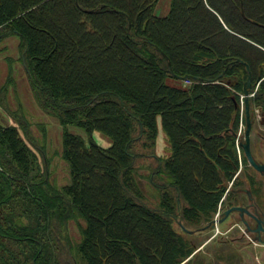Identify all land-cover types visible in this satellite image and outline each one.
<instances>
[{
	"label": "trees",
	"instance_id": "1",
	"mask_svg": "<svg viewBox=\"0 0 264 264\" xmlns=\"http://www.w3.org/2000/svg\"><path fill=\"white\" fill-rule=\"evenodd\" d=\"M158 2L0 0V42L19 38L35 99L63 128L62 159L70 174L65 186L53 184L49 160L28 124L15 113L17 125L0 119V264H179L190 249L174 223L188 227L213 219L222 179L231 181L239 166L237 94L249 74L238 61L249 65L252 77L264 76V0H172L164 18L154 14ZM178 21L190 26L177 30ZM208 28L231 44L200 43ZM173 31L191 41L167 44L162 37L173 38ZM178 48L185 49V60ZM59 59L66 63L57 64ZM110 63L131 72L150 93L118 76L102 78L99 68ZM76 73L77 80H88L65 81ZM259 97L264 103V93ZM159 118L170 143L166 159L147 153L155 149ZM70 127L83 130L88 141ZM96 133L108 147L95 142ZM188 151L201 171L182 172ZM149 159L157 168L147 176L138 162ZM145 179L158 191L154 208L145 204ZM99 189L116 206L108 216L87 201ZM193 191H200L199 204ZM134 219L162 242L145 245L119 231L121 222ZM69 221L78 223L81 242H67L71 256L62 261L56 235Z\"/></svg>",
	"mask_w": 264,
	"mask_h": 264
},
{
	"label": "rangeland",
	"instance_id": "2",
	"mask_svg": "<svg viewBox=\"0 0 264 264\" xmlns=\"http://www.w3.org/2000/svg\"><path fill=\"white\" fill-rule=\"evenodd\" d=\"M171 4H172V0H159L158 4L154 9L155 16L160 18L167 17L171 10ZM199 17L203 18V16H199ZM178 25L179 26L177 30L183 29L184 31H186V29L190 26V22L178 21ZM201 30L203 29L201 28L200 31ZM54 32L62 37V33L56 30H54ZM176 32L177 31H173V38L162 37L163 40L167 44L173 46L175 45L179 46L180 44L186 41H191V39H186V38H184L185 39L184 41L178 39L180 37V34H177ZM217 33L218 31L215 30L212 31L211 28H208L206 30L204 29V32L202 31L201 33L202 35L199 39V42L202 43L204 41H209L210 43L211 41L212 42L221 41L223 46H228L227 44H231V42L228 39L221 37L216 38ZM233 45H235V43H233ZM177 53L179 59L185 60V49L178 48ZM21 58H22V53L20 50V40L18 37L15 36L8 37L7 39L0 42V119L3 120L6 125H17V122H15V120L12 118V115L15 113L17 114V116H19L20 120L28 124L31 138L33 139L35 137V141L37 145H39L44 150L46 158L49 160V173L52 183L58 187H62L68 184L70 178L68 166L62 159L63 134H64L63 128L60 126V123L55 118L45 114L43 110L40 108L39 104L35 99V93L32 90L31 83L28 78V74L26 72V69L24 67ZM101 58L103 59L104 57L102 56L97 57V59H101ZM60 63H66V62L63 59H59L57 64ZM114 65H115L114 63H110V66L108 65L107 68L105 69L101 70V68H99V72L101 73L100 76L102 78L114 77V76L121 77L125 83H127L128 80V82H131V84L135 86L136 85L141 86L139 87V89L143 94L148 95L150 93L151 88L149 89L146 86L141 85L139 83L136 84L137 81L136 77L133 76L131 72L127 70L126 71L118 70V68L115 67ZM79 76L76 73L74 77L73 74L70 79L66 78L65 81L66 82L74 81L73 83L81 84L84 81L88 80V79L77 80ZM242 96L243 94L238 99L239 104L241 103ZM68 130L70 133L80 135L84 137L86 140L88 139L86 133L79 128L70 127ZM93 137L95 142L98 143L99 145H102L103 147L109 146L108 141L106 139H103L100 134L96 133L94 134ZM142 150H143L142 148L138 147V151H142ZM235 151L240 161L241 156H239V152H238L239 150L236 148ZM151 152L153 153V156L155 158H160V159H166L171 155L170 143L163 130L161 118L158 119V137H157L155 149L154 150L148 149L147 151L148 154H150ZM39 158L41 164L43 165L44 164L43 157L39 156ZM183 158L189 160L188 161L189 163L186 164L182 169V172L184 174H190L194 170L196 171L202 170V168L196 164L197 161L195 160V157L193 156L191 151L183 153ZM139 161L141 162L138 163H142L143 165V169L140 172L141 174L149 176L151 174V169L154 170L157 168V162L154 159L139 160ZM195 165H196L195 167L196 169L192 167ZM43 168L44 165L42 169ZM227 181L228 180L225 179V177L222 179L221 190H224V188H226ZM142 183L144 184L143 192L145 195V204L150 208L156 207L160 200L157 194L158 191L154 190L151 187L149 180L145 179L144 181H142ZM205 190L201 193L205 194L208 192L207 190L206 191ZM105 192L106 191L104 189L101 190L99 189L95 191L93 197L91 196L88 197L87 201L98 210H101V212H104L102 213L104 216L105 215L108 216L114 213L116 206L115 204L113 205L112 195L108 196L107 193ZM198 192L200 191H196V192L193 191L192 193V197L195 198V200L197 201V202L194 201L196 204H199ZM121 214L127 215V213H121ZM118 215L120 216V214ZM110 222H111V228L113 230L118 227L113 220H110ZM80 223L83 224L82 221ZM121 223H123L122 229L119 228L120 229L119 231H122L123 233L126 234H132L131 236L126 235V237L134 238L135 236H138L139 242H141L142 244L145 245L151 243L158 244L163 240L162 237L160 236H159L160 238L157 237V235L155 234L152 228L148 227V225H145L142 222H137V219H134V221H125ZM173 226L178 233L182 234V232L180 231L181 229L177 224H174ZM56 236L59 237V240L55 245L60 247L59 253L57 252L59 254L58 257L61 258L62 261H67L71 256L70 247L68 246L67 242H69L71 245H76L81 242V231L78 227V223L74 221H69L67 223V228L64 227L61 234L57 233ZM260 250H262V247H258V251ZM237 264H264V258L259 257L253 260L252 259L240 260L238 261Z\"/></svg>",
	"mask_w": 264,
	"mask_h": 264
},
{
	"label": "flooded vegetation",
	"instance_id": "3",
	"mask_svg": "<svg viewBox=\"0 0 264 264\" xmlns=\"http://www.w3.org/2000/svg\"><path fill=\"white\" fill-rule=\"evenodd\" d=\"M247 72L251 74V69ZM263 82L264 76L256 75L251 86ZM263 93L251 96L250 107L240 114L238 128L242 132L235 145L241 156L238 170L221 191L213 219L200 225L191 221L188 227L179 220L174 223L185 235L190 249L179 264H237L240 260L264 258V103L259 100ZM247 150L262 171L251 164ZM258 247L262 250L258 251ZM121 256L126 260V254Z\"/></svg>",
	"mask_w": 264,
	"mask_h": 264
},
{
	"label": "water",
	"instance_id": "4",
	"mask_svg": "<svg viewBox=\"0 0 264 264\" xmlns=\"http://www.w3.org/2000/svg\"><path fill=\"white\" fill-rule=\"evenodd\" d=\"M238 62L241 63V64H243V65H245V67L247 68V70L250 71L249 66H248L246 63H244V62L241 61V60H239ZM170 72L172 73L171 66H170ZM189 79H190L189 76H185V77L182 78L183 81H187V80H189ZM251 79H252V78H251V75H249L248 81H247V83L245 84V88H244L245 96H248V94H249V90H250V88H251ZM207 82H208V83H211V81H207ZM248 103H249V102L246 100V108H247V110H248V108H249V104H248ZM248 124H249V129H250V121H249V119H248ZM249 129H248V131H247V140H249ZM247 154H248V157H249V159H250L251 164H252L257 170L262 171L263 168H260V167H258V166L256 165V163L252 160V158H251L250 153H249L248 150H247Z\"/></svg>",
	"mask_w": 264,
	"mask_h": 264
}]
</instances>
